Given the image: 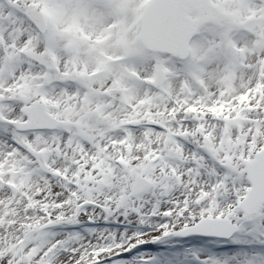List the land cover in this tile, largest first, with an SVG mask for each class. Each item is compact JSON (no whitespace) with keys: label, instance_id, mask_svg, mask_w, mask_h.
I'll list each match as a JSON object with an SVG mask.
<instances>
[{"label":"snow or ice","instance_id":"obj_1","mask_svg":"<svg viewBox=\"0 0 264 264\" xmlns=\"http://www.w3.org/2000/svg\"><path fill=\"white\" fill-rule=\"evenodd\" d=\"M0 264H264V0H0Z\"/></svg>","mask_w":264,"mask_h":264}]
</instances>
